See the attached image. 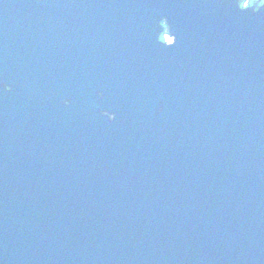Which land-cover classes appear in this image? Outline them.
Segmentation results:
<instances>
[{
  "label": "water",
  "instance_id": "1",
  "mask_svg": "<svg viewBox=\"0 0 264 264\" xmlns=\"http://www.w3.org/2000/svg\"><path fill=\"white\" fill-rule=\"evenodd\" d=\"M241 4L0 0V264H264V0Z\"/></svg>",
  "mask_w": 264,
  "mask_h": 264
},
{
  "label": "flooded vegetation",
  "instance_id": "2",
  "mask_svg": "<svg viewBox=\"0 0 264 264\" xmlns=\"http://www.w3.org/2000/svg\"><path fill=\"white\" fill-rule=\"evenodd\" d=\"M242 3H245L244 5L246 6V5H248L249 0H243ZM163 25H164V29H163V31L160 33L159 38H160V40H161L162 42H164V43H166V44H170V43L173 41V39H172V37L169 36V34H168V29H167V27L165 26L164 23H163Z\"/></svg>",
  "mask_w": 264,
  "mask_h": 264
},
{
  "label": "trees",
  "instance_id": "3",
  "mask_svg": "<svg viewBox=\"0 0 264 264\" xmlns=\"http://www.w3.org/2000/svg\"><path fill=\"white\" fill-rule=\"evenodd\" d=\"M242 1H243V0H242ZM244 4H245V3H242L241 6H245Z\"/></svg>",
  "mask_w": 264,
  "mask_h": 264
}]
</instances>
